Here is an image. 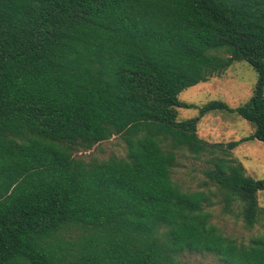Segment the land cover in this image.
<instances>
[{"label": "trees", "instance_id": "1", "mask_svg": "<svg viewBox=\"0 0 264 264\" xmlns=\"http://www.w3.org/2000/svg\"><path fill=\"white\" fill-rule=\"evenodd\" d=\"M236 61L258 73L249 102L179 99ZM215 110L264 142V0H0V264H179L185 251L264 264V233L227 235L211 191L175 176L178 151L208 154L225 209L264 219V178L234 156L238 141L198 133ZM116 134L126 155L77 156Z\"/></svg>", "mask_w": 264, "mask_h": 264}, {"label": "rangeland", "instance_id": "2", "mask_svg": "<svg viewBox=\"0 0 264 264\" xmlns=\"http://www.w3.org/2000/svg\"><path fill=\"white\" fill-rule=\"evenodd\" d=\"M258 81V73L246 61H236L220 75H215L206 81L184 89L179 94L181 101L207 104L213 100H223L232 108L249 102ZM200 115L199 109L180 107V119ZM253 124L237 111L215 110L204 114L199 122L198 133L201 137L216 142L238 141L233 149L234 156L245 166L247 172L257 179L264 178V142L258 139H245L254 133ZM127 144L122 134H116L108 140L98 143L88 150H79L77 156L86 160L93 157L106 159L113 155L124 156ZM208 154L198 158L187 150L178 151V166L175 176L189 190H200L210 194L206 210L212 214V222L221 227L229 236L240 243H249L251 238L264 233V219L253 227L244 223L241 206L234 203L225 209L223 195L215 194L216 186L209 181L205 170L210 166ZM260 204L264 207V190L259 193ZM179 264H226L222 258L213 252H189L178 256Z\"/></svg>", "mask_w": 264, "mask_h": 264}]
</instances>
